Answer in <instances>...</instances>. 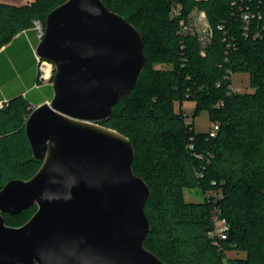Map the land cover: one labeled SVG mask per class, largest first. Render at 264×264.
<instances>
[{
	"label": "trees",
	"instance_id": "16d2710c",
	"mask_svg": "<svg viewBox=\"0 0 264 264\" xmlns=\"http://www.w3.org/2000/svg\"><path fill=\"white\" fill-rule=\"evenodd\" d=\"M68 0L0 3V50L18 35L45 25ZM143 35L147 65L135 91L101 123L128 137L135 150L134 173L151 190L145 212L151 225L145 246L165 264H264V5L239 0H102ZM264 4V2H262ZM180 5L181 16L172 8ZM254 5V7H253ZM261 11L249 26L241 12ZM206 12L212 37L201 54L196 37L180 33V21L193 9ZM24 38L23 35L20 36ZM33 54L29 44L25 46ZM35 59V57H34ZM36 60V59H35ZM247 73L253 92L232 89V77ZM194 102L192 117L175 104ZM0 107V190L11 180L31 179L41 162L33 159L25 125L33 107L18 92ZM207 111L211 131L197 133L193 120ZM202 190L205 203L185 200ZM5 215L20 227L22 217ZM215 216L229 225L226 240L210 236ZM245 253L231 259L228 252Z\"/></svg>",
	"mask_w": 264,
	"mask_h": 264
},
{
	"label": "water",
	"instance_id": "95a60500",
	"mask_svg": "<svg viewBox=\"0 0 264 264\" xmlns=\"http://www.w3.org/2000/svg\"><path fill=\"white\" fill-rule=\"evenodd\" d=\"M35 56L54 67V97L25 125L40 169L0 190V264H165L145 246L151 190L134 173V145L101 125L139 84L143 35L102 0H68ZM33 206L26 224L6 225Z\"/></svg>",
	"mask_w": 264,
	"mask_h": 264
},
{
	"label": "crops",
	"instance_id": "0c3cea01",
	"mask_svg": "<svg viewBox=\"0 0 264 264\" xmlns=\"http://www.w3.org/2000/svg\"><path fill=\"white\" fill-rule=\"evenodd\" d=\"M28 32L15 38L17 45L11 47V42L0 50V104L18 92L29 98L33 108L50 102L54 97L53 81L39 79L38 62L34 52L36 47L31 43ZM21 35L24 38H21ZM27 44L32 48L33 54L25 48Z\"/></svg>",
	"mask_w": 264,
	"mask_h": 264
},
{
	"label": "built area",
	"instance_id": "2783aa9c",
	"mask_svg": "<svg viewBox=\"0 0 264 264\" xmlns=\"http://www.w3.org/2000/svg\"><path fill=\"white\" fill-rule=\"evenodd\" d=\"M240 2L244 1H253L257 2V6L260 8L262 5H264L262 2L264 0H239ZM254 7V5H253ZM252 7V8H253ZM250 8L249 6L241 12V17L242 20L245 22L247 26L251 23L253 19H262V12L261 11H253V9ZM181 7L180 5H175L172 8V16L174 18H178L181 16ZM33 31L36 32L37 35V41L40 42L45 35V25L43 24L42 21H35L34 26H33ZM180 33L183 35H189L196 37L198 40V43L202 49L201 54L204 56L205 55V49L208 46L211 37H212V29L210 27V24L208 22V18L206 15V12L199 10L197 8L193 9L187 19H182L180 21ZM254 37H264V25L261 28V30H257L254 34ZM36 49V48H35ZM34 49V52H35ZM37 62H38V70H39V79L40 81H53V76H54V68L53 65L41 61L37 56H36ZM232 89L235 91V89L232 86ZM3 104L1 103L0 106ZM219 127L218 125H214L213 128L210 130L211 131V136H215L216 132L218 131ZM213 225L214 228L210 234L212 239L214 241L219 242L222 240H226L228 238L229 234V225L227 223V220L222 217L215 216L213 219Z\"/></svg>",
	"mask_w": 264,
	"mask_h": 264
},
{
	"label": "rangeland",
	"instance_id": "374dc122",
	"mask_svg": "<svg viewBox=\"0 0 264 264\" xmlns=\"http://www.w3.org/2000/svg\"><path fill=\"white\" fill-rule=\"evenodd\" d=\"M33 1L34 0H0V3L22 6L25 4H29ZM28 37L31 43L33 44V46L37 47L39 42L37 41L36 32L33 31V29L29 30ZM232 81H233L232 86L235 89V91L242 93L253 92V88L250 85V76L247 73L234 74L232 77ZM3 105L0 107H3ZM174 108L177 112H183L185 115L191 118L195 110V104L194 102L186 101L183 103L182 106L179 103H176ZM193 123H194V129L197 133H206L213 128V123L211 122L209 113L207 111H202L199 115L195 116ZM185 200L190 203H200V204H203L206 201L205 197L203 196L202 190L199 189L186 190ZM30 216L31 215L28 214L23 216L19 224L20 225L26 224L31 219ZM227 256L231 259H234V258H243L246 256V254L232 251V252H228Z\"/></svg>",
	"mask_w": 264,
	"mask_h": 264
}]
</instances>
